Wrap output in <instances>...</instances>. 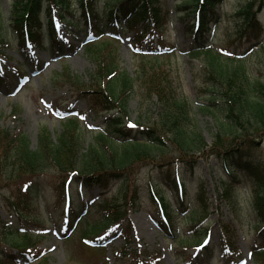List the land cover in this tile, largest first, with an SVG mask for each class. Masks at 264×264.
Instances as JSON below:
<instances>
[{"label": "trees", "instance_id": "trees-1", "mask_svg": "<svg viewBox=\"0 0 264 264\" xmlns=\"http://www.w3.org/2000/svg\"><path fill=\"white\" fill-rule=\"evenodd\" d=\"M79 1L84 15L88 13L90 20L92 18V21L87 19L89 29L100 34L104 33V28L131 31L135 42L143 48L161 52L171 50L163 36L169 10L159 0H109L107 20L101 26H97L98 0ZM220 1H182L186 4L184 10L197 14L198 27L194 21L186 27L193 38L188 55L198 57L205 54L200 69L211 89L207 91V100L198 108L215 117L218 130L212 145L194 123L192 102L175 85L170 74L157 70L147 72L144 67L135 77L132 76L121 67L115 44L106 39L90 42L85 47L97 64L96 70L90 73L93 86L85 87L83 79L67 68L54 75L57 84H69L74 92L88 101L92 110L110 114L108 131L98 136L97 144L83 145V137L73 119L66 122V130L55 138L44 128L36 149L24 134H12L0 128V209L10 215L8 221L18 220V224L12 222L13 230L9 235L15 230L24 235L25 243L21 249L34 246L31 236L19 228L40 221L37 202L47 191H51L55 205L61 209L70 198L67 219L73 227L88 217L81 212L80 197L94 188L105 191L114 185L118 187L122 204L104 203L100 220L87 223L82 234L86 237L97 235L122 220L130 227L129 211L138 207L146 189L161 207L163 221H159L160 225L176 235L172 213L158 189L171 188L182 198L187 192V176L194 173L201 162L199 159L205 156L215 157L232 180L240 170L253 171L249 158L256 139L264 136V82L251 77L244 55L262 40L264 29L258 20V12L263 10L264 0H250L235 14L237 35L228 43L236 48L235 55L219 52L211 44L213 25L222 20L216 11ZM69 7L70 0H13L12 19L8 26L0 10V45L7 42V27L16 35L20 51L25 50L27 44L45 46L46 37L56 42L52 9ZM44 9L46 20L43 18ZM157 41L158 49L154 47ZM138 85L144 97H156L158 111L152 118L132 123L127 104ZM157 153L162 157L171 153L178 154V157L158 163L148 161L147 156ZM253 174L257 178L254 184L256 195L247 208L254 221L253 254L264 262V176ZM233 188V182L223 184L226 198L231 196ZM236 216L239 218L238 214ZM121 227L122 224L117 226L118 229ZM7 228L9 226L5 223L8 231ZM229 243L233 248L231 255L236 258L238 251L233 247L234 242L230 240ZM9 258L0 259V264H17L15 255Z\"/></svg>", "mask_w": 264, "mask_h": 264}, {"label": "rangeland", "instance_id": "rangeland-1", "mask_svg": "<svg viewBox=\"0 0 264 264\" xmlns=\"http://www.w3.org/2000/svg\"><path fill=\"white\" fill-rule=\"evenodd\" d=\"M108 1L98 0L97 26L106 21ZM12 2L13 0H0L1 15L7 26L12 19L10 15ZM160 2L163 7L167 5L171 9L168 27L164 30L163 36L165 44L177 50L175 53L157 58L143 57L138 54L141 49L133 43L131 33H123L120 42H111L118 50L121 67L132 76L135 77L144 67L147 72L157 70L170 74L175 85L180 87L181 92L192 102L194 123L208 144L212 145L218 130L215 117L198 108L207 100V91L211 89L205 82L204 72L200 69L205 62V54L202 53L198 57L187 55L193 38L189 36L186 27L189 26L193 15L189 16L186 11L178 13L174 7L176 0ZM248 2L249 0H221L217 4L216 11L222 15V20L213 26L211 36V44L217 51L229 50L232 54L236 52L234 46L228 43L235 40L237 35L238 23L235 14ZM180 6L183 8L186 4L182 3ZM87 17L89 16H84L80 8L79 0H70L69 9L53 11L57 34L65 45L62 53L55 48H48L47 51H33L25 58L18 52L14 33L11 29H5L8 44L2 51L6 55V60L3 59V80L0 82V128L7 129L12 134H24L34 149L39 145L40 134L44 128H47L55 138L66 130L64 127L66 128L67 119L71 116L77 118L78 132L83 137L85 147L97 144L101 132L108 131L109 114L93 113L89 109L88 101L74 92L69 84H57L54 81V75L63 73L67 68L83 79L85 87L93 86L90 73L96 70L97 64L84 47L86 37L88 39ZM260 20L264 25V11L260 15ZM95 31L98 35L99 32ZM105 32L111 34V31ZM50 45L49 42L46 43V46ZM244 60L251 77L264 82V39L246 55ZM139 87V85L136 87L127 104L130 121L133 122L144 121L147 117L152 118L158 111L156 97H144ZM174 156L175 154L171 153L167 157H162L157 153L147 156V159L158 163ZM175 157L177 158L178 154ZM199 160L201 162L197 169L187 176L188 192L184 211L185 207L181 206V202L177 201L175 196L167 191L168 189L160 190L162 196L171 204L174 222L177 225L176 235H171L156 223L157 207L144 189L138 207L129 211L131 230L122 220L120 221L122 230L105 229L97 234L102 233L105 237L101 243L104 245L103 249L89 248L81 239L83 231L88 222L100 220L99 215L104 212L100 202L103 197L109 204H122L118 187L114 186L106 193L96 188L86 194V201L94 205L90 208L89 217L81 223L75 236L69 240H65L68 233L64 232L62 209L55 205L51 191L45 192L37 202L41 219L37 224L30 223L27 228L36 244V249L32 248L33 252L45 250L47 253L46 259L36 264H264L260 258L254 260L250 251L254 221L247 205L253 200L255 178L249 173L241 172L234 181L239 186L228 199L223 194V183L228 177L216 158L205 156ZM249 161L253 171L264 176V136L256 139ZM178 211L182 213L177 214ZM9 219L10 215L0 209L2 260H9L12 254L21 257L19 249L25 243V237L22 235L7 236L5 223H8ZM13 220L15 223L18 222L17 219ZM40 233H46L47 237H37L36 235ZM97 235L90 234L87 238L96 242L94 239ZM209 239L212 245L216 246L215 259H209L211 253L213 254V247L206 255L196 258L193 252L198 243ZM229 240L241 251L238 261L225 259V253L228 254V251L224 244ZM19 260L20 264H25Z\"/></svg>", "mask_w": 264, "mask_h": 264}]
</instances>
